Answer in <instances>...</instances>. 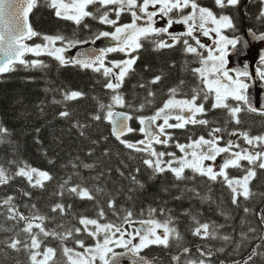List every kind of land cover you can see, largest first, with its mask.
Returning a JSON list of instances; mask_svg holds the SVG:
<instances>
[{"label": "snow or ice", "instance_id": "obj_1", "mask_svg": "<svg viewBox=\"0 0 264 264\" xmlns=\"http://www.w3.org/2000/svg\"><path fill=\"white\" fill-rule=\"evenodd\" d=\"M214 2L218 8L227 9L238 7L241 0H214ZM260 3L262 7L259 17L264 18V0H260ZM93 5L97 6L95 11H89V6ZM39 7H47L54 10V15L57 18L70 20L77 26L83 24L86 17L97 19L101 24L112 25L114 27L113 32H100L96 39L111 37L114 41H118V44L115 47L101 49L99 54L89 56L87 59L66 57L65 53L70 48L75 47L77 44L87 43V41H71L67 40L63 35L52 36L37 32L32 27L29 16L34 9ZM188 9L190 11L186 12L185 10ZM126 11L130 13L132 21L129 24L121 25L119 24L120 16ZM112 14L115 16L114 19L111 18ZM161 20L163 25L157 27ZM176 24L186 25V31L181 35L170 31ZM209 25H212V27H208ZM83 26L89 27L87 24H83ZM234 28L232 16L227 14L217 16L211 9L199 4L198 0H0V52H3L6 57L3 61H0V75L17 70V64L25 68L47 67L44 61L39 59L26 61L24 59L26 53L33 54L36 57L41 55L53 57L61 67L72 65L100 73L106 79L103 86L111 91L113 102L107 106L108 110L104 118L114 125L112 134L120 144L137 153L146 154L142 159V164L147 170H150V178L154 179L170 172L177 181L194 179L195 177H186L184 175L185 169H191L193 173L206 177L209 181L216 182L220 180L230 189L232 204L239 207L241 197L244 200H248L255 195L249 185L256 178L257 169H264V135L250 136L247 132H239L237 130L230 133L231 136L242 137L243 141L251 148H261V151H250L249 148H244L240 143L231 139L224 146H221V141H223L224 137L219 134L225 130L221 127H210L208 138L199 136L189 144L175 142V147L183 154L179 157L175 152L158 151L155 147L156 145L168 147L170 142H172V134L168 132V129H184L188 125L205 127L210 125V121L204 118L208 109L204 107V103H197L200 99L206 102L210 96L214 97L212 109H226L236 124H240L239 113L244 109L240 106H231L228 103L229 99L249 105L247 109L249 111H257L256 108L250 106V100L246 94L249 85L243 79H240V77L249 76L247 66H245L243 71L232 70L235 71V77L230 74V70L226 66L230 49L235 50L237 45L241 44L239 38H230L224 35L225 29ZM197 32H202V35L206 37L211 33H215L219 38L216 41V46L209 48L203 44ZM154 36L160 37V39L152 40L156 51L173 49L177 45H182L185 53L197 57L201 66L194 68L192 71L200 80L202 87L194 90L190 98L180 100L175 98L178 88H171L169 90L170 98L167 99L163 106L150 117H139L138 122L142 127L135 129L129 124V121L133 119L130 113H114L111 109L115 105L124 106V97L119 90L123 87L125 79L136 71L134 66L140 58L138 52L143 47L141 39L148 40ZM35 37H40L44 43L32 45L27 43V41ZM258 39L264 40V34H261ZM58 42L60 46H57ZM111 52L124 53L126 59L107 61V55ZM133 53L137 54L133 55ZM260 61L262 67L258 71L260 79L264 80V55H261ZM145 70H148L147 65H145ZM161 80L162 76L156 75L148 84L140 83L139 87L146 89L149 97L154 96L155 93L149 91L148 87L149 85L159 84ZM84 95L85 93L78 90L63 91V99L65 101L77 100ZM99 107L105 109L106 106L101 103ZM144 107L145 104L140 105L141 109ZM59 116L69 120L72 119V113L68 110L61 111ZM114 116L121 117L118 125ZM173 118L176 123H170ZM92 119L100 121L102 117L96 114L92 116ZM161 120L162 123H157ZM74 126L81 128V136L85 134L83 126L78 121ZM7 131L6 128L0 126V133H6ZM39 131L37 129V132ZM133 132L141 133L144 138L135 143L124 139L127 134ZM105 139L107 138L105 137ZM93 143H98V141H93ZM93 152L94 149H90L89 156ZM224 154H227V159L217 165V158L222 157ZM104 155H109L107 150ZM165 157H168V159H165ZM206 161L211 163L206 164ZM241 161H248L252 167H245L241 164ZM121 163L123 164L124 162L121 161ZM73 167L91 170L94 165L78 162ZM230 167L243 169L244 175L241 177H230L227 172ZM112 171V168H108L107 173H98L94 180H100L102 176L110 174ZM116 171L120 176L130 181L127 189L129 193L128 199H133L132 193L144 188L143 182L138 179V175L142 171L141 168L137 167L134 172L127 174L121 168H117ZM14 176L26 179L32 188H45L44 182L54 179L48 171L40 170L27 164L20 166ZM11 178L13 177L6 175V170L0 167V185L7 184ZM70 180H72V177L65 180L60 187L64 189ZM175 186L173 185V187ZM162 190L167 192L169 188L165 187ZM103 191V188H89L86 183H76L67 188L69 195L88 201H96L98 199L96 193ZM184 192H190L192 197H199L202 200L210 199L209 197H201L195 188L188 189L185 187ZM23 195L31 197L32 193L24 191ZM59 195L63 196L65 192L61 191ZM181 198V196L175 197L177 200ZM12 201L13 197L8 196L2 202L3 205L8 206L9 218L15 221H23L25 226L20 229V232L16 233L15 237L5 243H7L8 247L17 251L26 249L29 253L31 264H46L54 255L55 249L52 247H45V250L41 251V245L44 243V239L48 237L61 241L74 239L80 248L85 249V252L76 253L79 258V264H96L97 260L101 264H118V258L124 253H117L114 248L126 249L127 253L135 257L134 264H155L154 260L141 256L140 253L152 245L169 247L170 236L182 238L175 227L169 226L170 220L163 224L154 218L141 220L138 223L143 227L136 226L137 222L133 220L134 213L132 211L122 213L115 198L107 200L106 208L119 218L120 223L112 221L101 223V220L107 217L108 212L105 207H99L97 218L81 217L79 224L82 227L68 228L63 233L57 231L56 228L48 229L45 226L44 221L52 220L54 217L37 214L26 216L18 210ZM31 207L35 209L36 205L33 204ZM66 207L71 208L72 205L65 206L62 203H57L51 208V211L63 214L66 212ZM159 211L163 214L167 209L161 208ZM243 211L245 213L252 212L248 207H244ZM156 212L157 209H150V215ZM256 215L260 224L264 225V211H258ZM192 220L195 225L192 235L202 239L214 238L219 229L223 227V225L201 222L195 215L192 216ZM124 225H128V227ZM34 227L38 231H34ZM161 229L162 231H160ZM82 231L90 237L96 238L97 242L94 248L86 247L84 240L74 235ZM21 232L26 234L25 239L19 238ZM249 233H256V228L249 226L247 232L242 230L239 235L243 240H247L249 239ZM222 239L228 242L232 237L223 235ZM260 239L264 240V236H261ZM134 241L138 242L134 243ZM261 247V245H256L246 259L234 261V264H254L255 257L264 255V252L258 251ZM73 251V249L64 248L65 255H69L70 259V254ZM183 251L188 253L191 250L185 247ZM200 251L201 255L206 257L212 255L211 251L205 252L202 249ZM219 251L223 252L224 248L221 247ZM173 259L179 261L180 256H175ZM186 264H205V260L187 261Z\"/></svg>", "mask_w": 264, "mask_h": 264}, {"label": "trees", "instance_id": "obj_2", "mask_svg": "<svg viewBox=\"0 0 264 264\" xmlns=\"http://www.w3.org/2000/svg\"><path fill=\"white\" fill-rule=\"evenodd\" d=\"M257 8V4L250 5L251 16L248 25L251 27H254ZM89 21L91 19H88ZM33 24L40 32H60L68 37L81 36L91 28L76 27L71 22L59 19L47 7L35 9ZM96 26L98 28V25ZM154 47L152 44H144L138 53L140 58L135 65V73L125 79L123 87L119 90L124 97V107L134 115L151 112L147 110L170 98L169 90L173 87L178 88L177 96L186 97H191L193 91L200 87L199 79L192 71L197 64L194 56L185 53L181 45L159 51L154 50ZM40 60L44 61L47 67L25 68L16 65L17 70L11 71L0 83V126L8 130L6 133H0V167L6 170V175L13 177L7 184L0 185V264H31L26 249L17 251L5 243L25 226L23 221L9 218L8 206L2 203L8 196L13 197L12 203L26 216L37 214L54 217L52 220H45L44 224L48 229L56 228L61 233L68 228L82 227L79 224L81 217L97 218L99 207L106 208L107 200L115 198L122 213H134L133 220H170L169 225L175 227L182 237L172 236V242L179 246L200 244L204 250L216 252L228 264L246 259L256 245H261L258 251L264 252V240L260 239L264 236V225L260 224L256 215L258 211H264V169H257L256 178L252 182L251 190L255 195L248 200L241 197L239 207L232 204L230 189L220 180L209 181L192 170L184 175L195 178L184 181L175 180L170 172L154 179L150 178V170L142 164L146 154L137 153L120 144L112 134L111 122L104 118L107 106L113 103L111 91L103 86L105 77L77 66L61 67L53 57L47 55H43ZM145 65L148 70H145ZM156 75H161L162 80L157 85H149L148 90L155 93L149 97L146 89L140 88L139 84H148ZM70 90H78L85 95L77 100L65 101L63 91ZM101 103L106 106L105 109L99 107ZM141 104H145L142 109ZM116 106L111 110L114 111ZM64 110L72 113L71 120L59 116ZM208 111L206 118L211 123H217L219 120L214 121L210 109ZM96 114L101 115L100 121L92 119ZM213 114H219L220 119L224 112L216 109ZM242 119L252 131L264 129V116L251 114ZM77 121L83 126V136L80 135L81 128L74 126ZM201 128L204 129L199 126L188 130L196 131ZM37 129L40 131L37 132ZM90 149H94L91 156L88 154ZM106 150L108 156L104 155ZM78 162L91 163L94 168L89 170L73 167ZM24 164L48 171L54 179L45 181V188H32L26 179L14 176ZM137 167L142 170L138 179L143 182L144 188L134 191L133 199H128L127 189L130 181L120 176L116 169L121 168L127 174L134 172ZM108 168L113 169L110 174L102 176L100 180H94L98 173H107ZM69 177H72V180L62 189L60 185ZM76 183H86L89 188H103L104 191L96 193V201L80 199L67 193V188ZM165 187L169 188V191H163ZM185 187L195 188L201 197L210 199L192 197L190 192H184ZM24 191H30L32 196L23 195ZM61 191H64L65 195L60 196ZM177 196L182 198L177 200ZM57 203L72 207H66L63 214L53 213L51 208ZM33 204L36 205L35 209L31 207ZM244 207L250 208L252 212L245 213ZM152 208L157 209V212L150 215ZM161 208L167 211L162 214L159 211ZM106 211L108 215L101 223H120L117 216L107 208ZM193 215L201 222L223 227L214 238L201 239L192 235L195 226ZM249 226L255 227L256 233H249V239L243 240L239 233L242 230L247 232ZM33 230L38 231L35 227ZM74 235L84 240L85 246L93 243L94 237L83 231ZM223 235H230L232 239L225 242ZM25 237L26 234L21 232L19 238ZM45 247L55 249L48 264H71L64 248L81 249L74 239L61 241L52 237L44 239L41 251H44ZM221 247L224 248L223 252L219 251ZM221 262L219 258L213 259L214 264ZM254 264H264V255L255 257Z\"/></svg>", "mask_w": 264, "mask_h": 264}, {"label": "flooded vegetation", "instance_id": "obj_3", "mask_svg": "<svg viewBox=\"0 0 264 264\" xmlns=\"http://www.w3.org/2000/svg\"><path fill=\"white\" fill-rule=\"evenodd\" d=\"M198 3L201 4L204 7H207L209 9H211L215 14H217V16H219L221 14H227V15H230V16L233 17V23L235 25V28L234 29H225L224 30V35H226V36H228L230 38H236L238 35H240L241 33H243L247 29H252L253 31H255L258 34H264V18H260L259 17V12L261 11V7H262V5L260 3V0H241V3H240V5L238 7H236V8H227V9L218 8L215 5L214 0H198ZM251 4H255V5L257 4L258 5L257 15H256V17L254 19V22H253L254 27H251V25H248V20L250 19V16H251V14H250V5ZM88 10L94 12L95 11L94 5L93 6H89ZM52 11L54 13V10H52ZM185 11L186 12L190 11V9L185 10ZM89 18H91V21L88 22ZM111 18H113V19L115 18L114 14L111 15ZM33 19H34V16H33ZM86 19H87L86 20L87 23L92 22V20L94 22H99L97 19H93L92 17H86ZM129 20H132V17H131L130 14L128 16L127 11H126L120 16L119 24H121V25L126 24ZM64 21L71 22L70 20H64ZM99 24L102 25V26H100L98 30H105L103 28V25H106V24H101L100 22H99ZM75 26L77 27V25H75ZM80 26H83V24H81ZM106 26L108 27L109 30H111V29L113 30L114 29V27L112 25H110V26L106 25ZM208 27H212V25H209ZM173 28L175 30V34L181 35V34H183L185 32L186 25L176 24V25L173 26ZM82 35H81V37H82ZM197 35L199 36V38L201 39V42L203 44L207 43V44L210 45L209 48H214L216 46V41H218V39H219L216 36L215 33H211L210 34L211 36H213V39L210 37V35L207 36V37L203 36L202 32H197ZM78 36L79 35L74 36V37H78ZM201 51H205V50H201ZM260 67H262L261 63H260ZM230 74L233 75L231 71H230ZM184 99H186V98H184ZM197 103L198 104L202 103L201 99L198 100ZM205 107L206 108H211V103H206ZM222 115H223L222 118L219 119L218 118L219 114H214V121L216 119L219 120V121L217 123L214 122V126L213 127L227 126V129L229 130L230 126L233 124V122L229 119V115H227L226 113H224ZM212 117H213V114H212ZM170 121L176 122L174 118L172 120H170ZM195 127H198V126H195ZM186 128H184L183 130L180 131V135L182 137H184V138H186L188 133H197L196 131H191V130H188V128L187 129ZM220 135L224 137L223 141H221V146H224L229 139H232L231 137H226L224 132L220 133ZM199 136L200 135L196 134L194 136V140L197 139ZM205 137L208 138L207 136H205ZM232 137L234 138L235 136H232ZM234 150H236V149H234ZM224 159H227V154H224L222 157H218L216 162H219L218 165H220L223 162ZM207 162L211 163L210 161H207ZM141 227H143V226L141 225ZM148 248H154L155 249L156 255L159 256L160 259H161L160 260L161 264H170L171 261L172 262L175 261V264H186L187 261H191L190 259L192 258L193 255H200L201 256V254H199V253L192 252L191 254H187V255L181 256L180 260L176 261V260H174L172 257H170L167 254L168 251L163 246L161 248L160 246L152 245V246H150ZM117 249L118 248H115V250H117ZM145 249H147V248H145ZM179 252H180V249L178 251L174 252V253H179Z\"/></svg>", "mask_w": 264, "mask_h": 264}, {"label": "water", "instance_id": "obj_4", "mask_svg": "<svg viewBox=\"0 0 264 264\" xmlns=\"http://www.w3.org/2000/svg\"><path fill=\"white\" fill-rule=\"evenodd\" d=\"M31 16L32 13L29 16L30 22H31ZM252 37H254L253 34H251V36L249 34H246L240 38L241 44L237 45V48L233 50V52L230 54V61L231 62L233 61V64L238 66L237 64L240 56L241 58L243 57L244 59H246L244 61V64L245 66H247L248 73H250L253 78V83L251 86H249L247 90V96L250 100L251 105H253L255 108H262V106L264 105V93H260L259 89H262L264 91V80H261L259 78V74H258L259 72L258 70H257L258 73L256 72L255 66L257 61L260 60L261 55H264V49H259V43H261V45L264 47V40L261 41L260 39H258V37L257 38L256 37L252 38ZM100 50L101 49L95 47H87L81 49L77 52L74 59L76 58L87 59L89 56H95L99 54ZM5 58L6 57L4 53L0 52V61H3ZM234 60L236 61L237 64L235 63ZM241 68H243V65ZM1 76L2 75H0V77ZM118 113H124V112H118ZM114 119L117 121V125H118L119 121L121 120V117L114 116ZM117 253H124V255H121L118 258V264H134L135 257H133L130 253H127V250Z\"/></svg>", "mask_w": 264, "mask_h": 264}, {"label": "rangeland", "instance_id": "obj_5", "mask_svg": "<svg viewBox=\"0 0 264 264\" xmlns=\"http://www.w3.org/2000/svg\"><path fill=\"white\" fill-rule=\"evenodd\" d=\"M161 24L158 23L157 27H159ZM111 37H101L100 39L97 40V44L101 45V46H105V47H115L118 44V41H116V44H113L111 42ZM57 46H60V44L57 43ZM80 46H82V44H77L75 47L70 48L66 53L65 56L66 57H71L74 54V52L76 51V49H78ZM254 148L249 149L250 151H254ZM190 151V150H189ZM165 159H168V157H165ZM125 227H128V225H124ZM131 230V229H130ZM127 238V237H126ZM96 244V243H95ZM95 244L93 246L90 247H95ZM76 253H81V252H74L71 253V262L74 264V262H76V264H79V258L76 255ZM51 259V258H50ZM49 259V260H50ZM49 260L46 262V264H48ZM96 264H101V262L99 260L96 261Z\"/></svg>", "mask_w": 264, "mask_h": 264}]
</instances>
